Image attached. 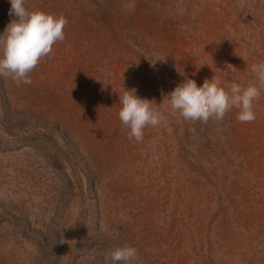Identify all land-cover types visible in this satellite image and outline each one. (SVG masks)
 <instances>
[{
  "label": "rangeland",
  "instance_id": "1",
  "mask_svg": "<svg viewBox=\"0 0 264 264\" xmlns=\"http://www.w3.org/2000/svg\"><path fill=\"white\" fill-rule=\"evenodd\" d=\"M25 7L68 24L31 84L0 76V264H113L125 245L135 264H264V89L251 123L184 121L166 97L186 78L255 84L264 0ZM131 89L165 117L141 142L118 117Z\"/></svg>",
  "mask_w": 264,
  "mask_h": 264
},
{
  "label": "clouds",
  "instance_id": "2",
  "mask_svg": "<svg viewBox=\"0 0 264 264\" xmlns=\"http://www.w3.org/2000/svg\"><path fill=\"white\" fill-rule=\"evenodd\" d=\"M10 5L9 15L16 19L9 22L3 36H0V76L27 85L31 84L30 75L40 61L52 53L57 42L64 41L68 21L63 15L29 11L25 0H10ZM250 70L256 77L255 84L243 87L231 82L227 90L214 76L211 80L205 79L199 87L193 79L186 78L166 96L171 112L184 121L206 124L210 119L223 121L226 114L235 108L239 122H254V103L260 99L264 89V62L254 63ZM135 92V89L124 90L119 97L121 108L118 117L129 129L128 139L141 142L144 129L159 126L165 117L152 106L153 101L141 99ZM104 259L113 264H135L138 250L125 245L106 253Z\"/></svg>",
  "mask_w": 264,
  "mask_h": 264
}]
</instances>
